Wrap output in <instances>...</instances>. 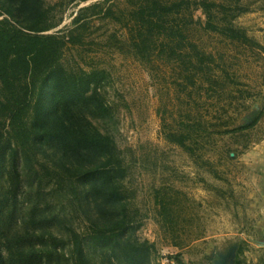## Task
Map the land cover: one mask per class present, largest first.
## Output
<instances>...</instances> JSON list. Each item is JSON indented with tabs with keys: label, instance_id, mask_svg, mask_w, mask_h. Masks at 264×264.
<instances>
[{
	"label": "rangeland",
	"instance_id": "374dc122",
	"mask_svg": "<svg viewBox=\"0 0 264 264\" xmlns=\"http://www.w3.org/2000/svg\"><path fill=\"white\" fill-rule=\"evenodd\" d=\"M209 1L225 4L222 17L248 40L205 29L196 8L200 23L169 18L182 41L155 31L139 52L127 0H41V26L51 27L43 33L67 41L64 65L108 74L100 88L108 113H84L113 139L123 167L110 170L96 150L36 145L19 155L13 195L0 122L4 264H72L69 229L89 235L92 223L110 227L125 213L131 226L117 241H84L90 264H132L123 245L142 241L155 245L146 264H264V0ZM18 2L0 0V18L29 23Z\"/></svg>",
	"mask_w": 264,
	"mask_h": 264
},
{
	"label": "trees",
	"instance_id": "16d2710c",
	"mask_svg": "<svg viewBox=\"0 0 264 264\" xmlns=\"http://www.w3.org/2000/svg\"><path fill=\"white\" fill-rule=\"evenodd\" d=\"M18 1L19 8L30 15L29 23L18 25L8 17L0 18V122L7 124L8 130L6 149L9 150L10 193L15 195L20 188V153L27 155L36 145H53L67 155L96 150L106 158V167L122 170V158L116 153L113 139L90 126L84 113L91 107L101 115L108 113L109 108L100 93L108 76L106 70L68 69L62 61L67 41L55 33H43L51 27L41 26V17L46 14L41 0ZM127 1L132 7L133 27L138 32L133 40L139 52L145 50L150 39L153 40L155 31L170 42L182 41L185 38L183 28L169 18L187 17L184 19L186 23H200L193 15L196 8H201L206 14L205 29L232 40H248L246 32L237 28L232 19L223 18L228 9L222 3L209 0ZM192 44L197 50L198 46ZM48 106H54L52 115ZM258 119L259 116L245 128L255 125ZM169 139L187 146L183 138L173 133ZM3 149L5 147L1 146L0 155ZM56 174L59 180L65 178L62 172ZM130 226L131 221L125 213L110 227L92 223L89 235L69 229L72 264H90L85 255L84 241L111 243ZM154 248L155 245L148 241L127 242L122 252L132 264H146ZM18 253L25 254L22 250ZM4 263L0 244V264Z\"/></svg>",
	"mask_w": 264,
	"mask_h": 264
},
{
	"label": "water",
	"instance_id": "95a60500",
	"mask_svg": "<svg viewBox=\"0 0 264 264\" xmlns=\"http://www.w3.org/2000/svg\"><path fill=\"white\" fill-rule=\"evenodd\" d=\"M234 262V258L231 260V264Z\"/></svg>",
	"mask_w": 264,
	"mask_h": 264
}]
</instances>
